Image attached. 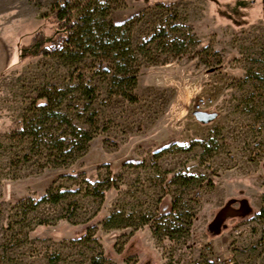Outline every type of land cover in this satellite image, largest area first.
<instances>
[{
	"label": "rangeland",
	"instance_id": "374dc122",
	"mask_svg": "<svg viewBox=\"0 0 264 264\" xmlns=\"http://www.w3.org/2000/svg\"><path fill=\"white\" fill-rule=\"evenodd\" d=\"M64 1L0 0V264H264V0H100L113 25L131 28L133 49L176 26L145 48L154 61L138 55L134 104L111 93L91 58L70 67L31 56L33 36L53 32L51 6ZM173 39L185 54L168 53ZM78 74L96 89L98 130L83 156L61 165L47 150L31 153L15 124L44 90L71 88L63 111L88 129L77 119ZM200 100L215 115L209 124L194 117ZM174 176L195 180L183 187ZM108 180L104 199L85 194ZM50 187L80 192L40 202ZM113 215L128 226L107 229Z\"/></svg>",
	"mask_w": 264,
	"mask_h": 264
},
{
	"label": "trees",
	"instance_id": "16d2710c",
	"mask_svg": "<svg viewBox=\"0 0 264 264\" xmlns=\"http://www.w3.org/2000/svg\"><path fill=\"white\" fill-rule=\"evenodd\" d=\"M160 7L161 4L155 5ZM110 9L100 0H65L61 4H53L46 17L50 19L53 32L50 36L40 31L36 33L29 45V51L33 57H57L66 66H77L86 59L91 58L97 64V75L110 76L111 93L121 95L131 104L137 103V97L132 93L137 85V77L140 69L139 57L147 61H154L149 55L148 45L162 41L169 33L177 32L176 26L171 30L162 29L153 34L138 49H133L131 42V28L125 25H113L108 17ZM168 53L180 56L186 53L185 43L173 39L169 45ZM79 85V100L82 102V114H77V119L88 129H81L72 123L68 117V110L63 111L67 97L72 89H46L38 97L29 110L31 115L24 116L15 127L22 137L30 140V151L33 154H41L47 150L49 158L61 161L62 164L73 161L78 156H83L88 145L98 130L97 113L91 108L96 99V89L85 83L82 74L76 77ZM53 131V132H52ZM59 166L60 164H53ZM71 165V164H65ZM74 178L73 175H65ZM64 175L61 177H65ZM183 187H189L195 180L193 177L174 176ZM105 189L97 191L86 190V195L104 199L107 190L114 187L109 180ZM177 183V182H176ZM80 190H60L50 187L41 198L40 202L57 204L65 199L67 194H78ZM176 203L171 202L173 213ZM171 215V214H168ZM161 220L160 218H157ZM142 223L147 220L141 218ZM151 224L153 233H158L159 227ZM127 221L113 215L105 222L107 229L127 227ZM177 233H182L178 229Z\"/></svg>",
	"mask_w": 264,
	"mask_h": 264
},
{
	"label": "water",
	"instance_id": "95a60500",
	"mask_svg": "<svg viewBox=\"0 0 264 264\" xmlns=\"http://www.w3.org/2000/svg\"><path fill=\"white\" fill-rule=\"evenodd\" d=\"M194 117L195 119L201 123V124H209L211 123L214 119H215V115H212V114H208L206 112H202V111H196L194 112ZM232 211H229V210H225L223 212H221L220 216H219V219H224V217L227 215V214H230ZM218 219V221H220Z\"/></svg>",
	"mask_w": 264,
	"mask_h": 264
},
{
	"label": "crops",
	"instance_id": "0c3cea01",
	"mask_svg": "<svg viewBox=\"0 0 264 264\" xmlns=\"http://www.w3.org/2000/svg\"><path fill=\"white\" fill-rule=\"evenodd\" d=\"M7 57H8V51H7L6 45L2 41V38L0 37V67L2 68L1 72L4 71V68H5L4 63H6V67H7V63H8Z\"/></svg>",
	"mask_w": 264,
	"mask_h": 264
},
{
	"label": "built area",
	"instance_id": "2783aa9c",
	"mask_svg": "<svg viewBox=\"0 0 264 264\" xmlns=\"http://www.w3.org/2000/svg\"><path fill=\"white\" fill-rule=\"evenodd\" d=\"M204 104H205V101L200 100V101L198 102V104L195 106V108H194V112H196V111H201V109H202V107L204 106ZM261 236H262V239L264 240V228H263L262 231H261ZM214 261H215L217 264H222V263H224V258H221L220 256H217V257L214 258Z\"/></svg>",
	"mask_w": 264,
	"mask_h": 264
}]
</instances>
